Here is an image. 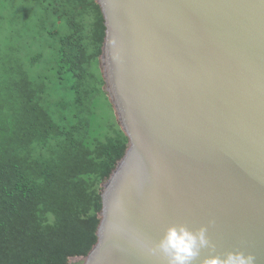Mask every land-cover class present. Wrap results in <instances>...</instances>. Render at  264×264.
Wrapping results in <instances>:
<instances>
[{"label":"water","instance_id":"95a60500","mask_svg":"<svg viewBox=\"0 0 264 264\" xmlns=\"http://www.w3.org/2000/svg\"><path fill=\"white\" fill-rule=\"evenodd\" d=\"M99 67L128 138L82 264H165L142 244L207 226L264 264V0H96ZM199 264V261L195 262Z\"/></svg>","mask_w":264,"mask_h":264},{"label":"trees","instance_id":"16d2710c","mask_svg":"<svg viewBox=\"0 0 264 264\" xmlns=\"http://www.w3.org/2000/svg\"><path fill=\"white\" fill-rule=\"evenodd\" d=\"M38 2L37 31L53 59L34 74L39 61L10 62L0 90V264L85 258L97 242L101 185L128 145L103 90L99 4Z\"/></svg>","mask_w":264,"mask_h":264},{"label":"rangeland","instance_id":"374dc122","mask_svg":"<svg viewBox=\"0 0 264 264\" xmlns=\"http://www.w3.org/2000/svg\"><path fill=\"white\" fill-rule=\"evenodd\" d=\"M42 11L38 0H0V90L7 79L6 67L10 62L27 66L39 61L31 71L34 74L52 61L45 34L37 31L36 23ZM51 23L50 20L45 22L46 28L52 29ZM82 263V258L69 260V264Z\"/></svg>","mask_w":264,"mask_h":264},{"label":"clouds","instance_id":"9594fccd","mask_svg":"<svg viewBox=\"0 0 264 264\" xmlns=\"http://www.w3.org/2000/svg\"><path fill=\"white\" fill-rule=\"evenodd\" d=\"M207 226L195 230L184 224L167 226L155 242L142 244L143 250L151 256L161 258L165 264H255L256 257L243 251H225L201 258V252L208 249L215 252V245L208 237Z\"/></svg>","mask_w":264,"mask_h":264}]
</instances>
